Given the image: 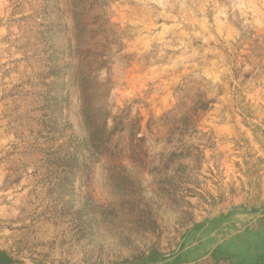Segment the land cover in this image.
<instances>
[{
  "label": "rangeland",
  "instance_id": "rangeland-1",
  "mask_svg": "<svg viewBox=\"0 0 264 264\" xmlns=\"http://www.w3.org/2000/svg\"><path fill=\"white\" fill-rule=\"evenodd\" d=\"M178 252L264 264V0H0V264Z\"/></svg>",
  "mask_w": 264,
  "mask_h": 264
},
{
  "label": "crops",
  "instance_id": "crops-1",
  "mask_svg": "<svg viewBox=\"0 0 264 264\" xmlns=\"http://www.w3.org/2000/svg\"><path fill=\"white\" fill-rule=\"evenodd\" d=\"M203 261L204 258H202V255L199 257L196 256L190 260H186L180 255V252H178L169 257L156 258L146 264H203ZM238 264H245V263L242 261L241 263Z\"/></svg>",
  "mask_w": 264,
  "mask_h": 264
},
{
  "label": "bare ground",
  "instance_id": "bare-ground-1",
  "mask_svg": "<svg viewBox=\"0 0 264 264\" xmlns=\"http://www.w3.org/2000/svg\"><path fill=\"white\" fill-rule=\"evenodd\" d=\"M255 234H257V233H255ZM254 236H256V235H254ZM258 237V236H257ZM257 237H254L255 239L257 238ZM230 247H231V249H233V251H235L236 253H243L244 255H246L245 254V250H244V241H242V240H238V239H236L231 245H229ZM194 251V250H193ZM187 255V253H184L183 255H182V257H185Z\"/></svg>",
  "mask_w": 264,
  "mask_h": 264
}]
</instances>
